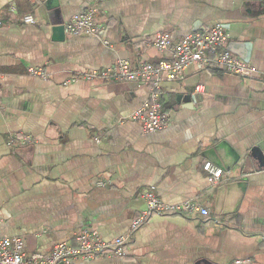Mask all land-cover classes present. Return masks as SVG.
I'll list each match as a JSON object with an SVG mask.
<instances>
[{"label": "crops", "instance_id": "0c3cea01", "mask_svg": "<svg viewBox=\"0 0 264 264\" xmlns=\"http://www.w3.org/2000/svg\"><path fill=\"white\" fill-rule=\"evenodd\" d=\"M94 8L99 37L57 28ZM0 21V237H21L42 257L75 246L84 228L110 242L130 232L151 192L210 214L151 215L123 259L73 264H264V0H0ZM214 22L228 47L244 44L253 75L188 67L163 86V132L130 119L149 83L85 78L120 60H170L157 35L178 42ZM25 135L33 142L21 145ZM206 163L222 169L219 183Z\"/></svg>", "mask_w": 264, "mask_h": 264}, {"label": "built area", "instance_id": "2783aa9c", "mask_svg": "<svg viewBox=\"0 0 264 264\" xmlns=\"http://www.w3.org/2000/svg\"><path fill=\"white\" fill-rule=\"evenodd\" d=\"M99 9L75 15L71 21L64 24L65 30L76 36L83 34L99 37L100 26L96 21ZM26 24H36L35 17L28 15L24 18ZM2 22L0 21V26ZM154 46L159 50H171L172 59L161 60L157 64L144 63L134 68L129 60H120L115 68L93 71L85 76L88 80L107 82H138L149 83L151 92L144 105L135 111L130 119L139 123L145 133H159L165 131L170 124V115L163 102V86L183 78L185 70L194 66L199 70H219L238 77H252L253 69L228 49V35L221 22H214L201 32L192 33L178 42H174L170 33L157 35ZM32 75L45 77L41 69H31ZM71 78L69 82H75ZM0 81V99L2 96ZM197 92H201L198 87ZM18 138L11 137L9 146H14ZM33 142L32 137L25 135L19 139L21 145ZM204 170L208 173L211 184H217L222 178V169L212 163H206ZM143 198L147 202V211L132 223L129 233L110 242L90 228H84L74 236L75 246L68 242L58 243L49 256L29 254L27 246L21 237H0V264H73L74 260H86L100 256L123 259L126 248L133 241V234L140 229L151 215L170 216L174 214L199 213L208 216L210 212L193 201H184L181 205H167L154 193L144 192Z\"/></svg>", "mask_w": 264, "mask_h": 264}, {"label": "water", "instance_id": "95a60500", "mask_svg": "<svg viewBox=\"0 0 264 264\" xmlns=\"http://www.w3.org/2000/svg\"><path fill=\"white\" fill-rule=\"evenodd\" d=\"M57 28H59V29H61V30H63V31H66L64 25H63V26H60V27H57ZM242 47H245L244 44H240V43L235 44V43H232V44L229 45L228 49H229L232 53H234L235 55H237V56L239 57L240 54L238 53L237 50H238L239 48H242ZM247 54L249 55V52H248ZM248 55H247V56H248ZM239 58H241V59L244 60L245 62H248V61H249V57H239Z\"/></svg>", "mask_w": 264, "mask_h": 264}]
</instances>
